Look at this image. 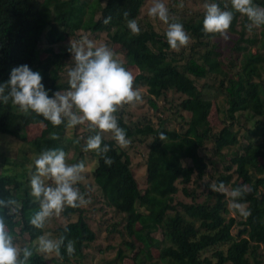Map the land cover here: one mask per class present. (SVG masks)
I'll return each instance as SVG.
<instances>
[{"label":"trees","instance_id":"obj_1","mask_svg":"<svg viewBox=\"0 0 264 264\" xmlns=\"http://www.w3.org/2000/svg\"><path fill=\"white\" fill-rule=\"evenodd\" d=\"M103 1L0 0V85L10 79L14 67L26 64L41 74L50 97L57 91H67V73L74 62L68 48L56 52L55 46L85 36L93 41L105 34L107 42L116 48L114 53L123 56L126 70L134 76V88H147L146 99L155 110H159L160 102L169 103L170 93L178 96L176 113L171 117L182 121L179 129L171 127L170 118L161 116L157 125L145 119L131 126L123 112L114 113L119 127L126 131L130 149L136 143L148 145L143 187L134 175L131 157L114 137L102 138V147H110L107 156L114 161L111 166L91 151L96 159L93 176L102 196L109 207L126 215L124 232L143 244L136 248L135 241L124 242L134 253L132 264H263L264 25L250 27L251 21L235 12L230 0H204L205 4L217 3L221 10L234 13L228 31L238 39L231 49V59L225 63L218 45L211 44L221 36L203 31L205 8L196 15H187V5L182 7L183 12L172 3L168 6L169 22L181 23L190 37L186 47L175 51L167 42L166 31L158 33L140 17L146 0H105L97 19ZM124 3L130 8L123 7ZM180 3L173 0V4ZM253 3L264 7V0ZM108 17L111 21L105 24ZM132 19L140 27L138 35L127 26ZM200 81H204L201 86ZM220 96H224L225 111L217 127L210 115ZM31 126L40 128V134L29 138L25 131ZM67 128V121L53 126L34 112L25 115L11 100L8 104L0 102V134L30 144L37 153L66 147ZM86 130L84 138L75 135L83 148L95 133ZM161 133L164 140L160 139ZM83 148L82 160L86 154ZM187 161L191 164L185 165ZM210 167L215 168L216 177L208 175ZM24 177H0V199H15L19 205L14 214L0 208V215L5 217L16 245L20 236L29 237L33 255L28 264H82L98 240L86 210L83 206H65L61 216L67 223L52 231L57 239L66 237L65 246L56 258L45 259L34 245L45 228L40 230L29 223L39 203L34 202ZM212 182H223L230 190L246 185L247 191L237 203L250 215L245 218L229 207L225 195L210 191L208 185ZM75 215L77 220L72 221ZM112 230L124 235L115 226ZM158 232L163 234L162 240L156 238ZM69 240L75 246L71 257L66 250ZM126 257L119 249L114 263L125 264Z\"/></svg>","mask_w":264,"mask_h":264},{"label":"clouds","instance_id":"obj_2","mask_svg":"<svg viewBox=\"0 0 264 264\" xmlns=\"http://www.w3.org/2000/svg\"><path fill=\"white\" fill-rule=\"evenodd\" d=\"M231 8L246 15L251 25H264V7L256 5L253 0H230ZM181 0L180 7H183ZM203 31L205 34H219L224 40H229L228 30L234 19L231 10H221L217 3L205 4ZM227 7V6H226ZM151 18H158L167 24L165 33L167 42L172 50L179 51L186 47L190 37L181 23L169 22V10L162 0H154L148 10ZM128 13H125L127 18ZM111 17L104 20L110 23ZM127 26L133 35H138L140 27L135 19L128 20ZM72 55L73 67L68 71L67 91H57L49 96L42 83L43 77L24 64L11 70L10 79L0 85V102L18 106L25 115L34 112L53 126H59L67 121L68 127L86 125L95 135L88 137L83 148L85 153L95 151L104 158L105 164L111 166L114 162L107 153L108 145L102 147L100 132H111L120 147H125V129L119 127L114 113L125 104L134 105L142 102L139 89L134 88V76L116 58V54L106 45L97 46L88 37L77 41L71 40L68 47ZM7 90V91H6ZM58 139L59 137H55ZM164 133L160 139L164 140ZM79 142V141H77ZM67 155L63 149L42 150L34 160L35 172L31 174L30 195L39 203V210L29 218L31 226L43 230L50 218L59 217L65 206L78 208L89 203L77 185L84 180L85 163L68 164ZM51 181V185L45 181ZM212 192L225 195L229 199V207L237 210L245 218L250 215L237 200L247 191V186L229 190L223 182H212L208 185ZM19 207L15 199H0V208L7 209L12 214ZM50 233L38 237L35 251L44 254L47 259L51 254L60 255V249L65 246L66 237L50 238ZM66 250L71 257L75 252L74 242L69 240ZM33 250L28 247L18 248L14 237L8 229L5 217L0 215V264H28Z\"/></svg>","mask_w":264,"mask_h":264},{"label":"rangeland","instance_id":"obj_3","mask_svg":"<svg viewBox=\"0 0 264 264\" xmlns=\"http://www.w3.org/2000/svg\"><path fill=\"white\" fill-rule=\"evenodd\" d=\"M82 1V0H81ZM181 1V0H177ZM154 0H146V5L144 6L143 11L141 12L140 17L144 18L145 22L150 23L154 30L158 33H164L167 31V24L160 21L158 18H151L148 15V10L152 6ZM162 2L168 6L172 3L174 5L175 9L181 11L182 7L177 4H173V0H162ZM106 1L104 0L101 3V7L97 12V19L99 18V14L101 12V9L105 7ZM181 4V3H180ZM183 4L187 5V15L193 14L196 15L200 13L201 11H204L205 2L204 0H183ZM123 7L130 8V4L124 3ZM77 9V7H76ZM186 12V11H185ZM96 20V19H95ZM228 35L230 37L229 40H224L222 37H218L217 39L213 40L211 44H217L218 49L217 51L221 53V60L223 62H227L231 59L230 52L232 47L235 44V41L238 39V36L230 31H228ZM101 39H93L94 43L97 46L100 45H106L109 49H111L114 52V49L116 48L112 47V44L108 43L107 36L105 34L101 35ZM69 47V43H64L63 45H57L55 46L56 52H64ZM116 58L122 63V65L125 67L124 58L123 56L117 55ZM204 81L199 82V86L203 84ZM142 95V102L135 103L134 105H128L125 104L122 107L118 109V113L123 112L124 118L128 124L131 126H134L139 123H143L145 119H149L154 124L157 125L158 123V117L161 116L164 119L170 118V125H172V128L179 129L180 124L182 123L181 119H173L171 117L172 114L176 113V107L178 104V96H174L172 93L169 95V103L166 101L160 102L159 110H155L151 105L149 104L147 97V88L146 87H139L138 88ZM225 99L224 96H220V100L214 102V105L211 110L210 120L213 125L220 127L221 123L223 122V114L225 109L223 108L225 106ZM224 104V106H223ZM18 107V106H17ZM19 109V108H18ZM163 109V112L161 113V110ZM116 116V114H114ZM186 117H189L190 114L184 113ZM117 118V116H116ZM241 122L244 123V120L241 119ZM250 126V124H248ZM88 127L86 125H79V127H68L65 132V138L66 141L64 142L66 144V147L63 148H57V149H63L67 155L66 162L68 164L72 163H78L80 161H83L85 163V172L84 180L80 182L77 187L84 189L83 194L85 195V199L89 201L84 207L86 210V216L87 221L91 225L94 231H96L98 240L96 243H94L93 248L90 249L88 253V257L82 262V264H115L114 259L116 255L118 254L119 249H123L126 253V258L124 259L125 264H132V258L134 253L131 251L128 246L124 245V242L128 241H135L134 239H131L126 232H124V226L126 221V215L125 214H119L117 213L113 208L109 207L107 204V201L102 196L101 190L98 188L94 176H93V170L96 166V159L91 153V151L87 152L85 154L84 159L82 160L80 157V153L82 152V145L78 144L77 141L84 138L85 133H87ZM40 129V128H39ZM36 127H29L26 129V135L29 138H32L36 135L40 134V130ZM96 133V132H95ZM92 134V135H95ZM76 134L80 135L79 139L75 136ZM102 138L105 139H112L113 134L109 132H100ZM86 141V139H85ZM244 142V141H243ZM86 144V143H85ZM123 150L125 149L129 156L131 157L132 161V168L134 175L138 179L140 186H144L145 183V177H146V158H147V152H148V145H140L139 143L135 144L132 149L129 148L128 144L125 147H121ZM39 153H37L34 148L30 144H26L23 142H19L9 136L0 134V177L2 176H9L13 178H20L23 176H26L25 180H23L25 183H29V192H31V185H30V179L31 174L35 172V165L34 160L38 156ZM191 163L187 161L185 165H190ZM217 169L221 168V165L218 164ZM208 175L216 177V171L215 168L210 167L208 169ZM46 184L51 185V181H45ZM230 190V189H229ZM244 208H246L244 206ZM15 211L12 213L14 214ZM231 216H235V213H231ZM71 219V218H70ZM17 220H19L17 218ZM72 221L77 220V216H73L71 219ZM67 221H65L61 214L59 217H52L49 219L45 226V233H50V238L57 239L56 236L53 234V230L56 229L60 225H65ZM113 226H115L119 231L124 232V235H121L117 233L116 231H113ZM137 228L140 229V225H137ZM18 231L20 228L17 229ZM237 232V229L234 230V233ZM20 236V235H19ZM156 238L159 240L163 239V234L161 232H158L156 235ZM20 243L17 245L18 248H24L28 247L30 248V242L29 237L27 235L20 236ZM136 248L143 246L141 241H135ZM35 248L38 246V240L34 243ZM32 246V245H31ZM156 253L158 252L156 249H153ZM48 258L53 259L56 258V254H51ZM57 262H60L57 260ZM264 264V263H263Z\"/></svg>","mask_w":264,"mask_h":264}]
</instances>
